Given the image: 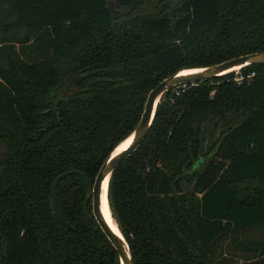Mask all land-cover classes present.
I'll return each instance as SVG.
<instances>
[{
    "label": "trees",
    "instance_id": "1",
    "mask_svg": "<svg viewBox=\"0 0 264 264\" xmlns=\"http://www.w3.org/2000/svg\"><path fill=\"white\" fill-rule=\"evenodd\" d=\"M264 52V0H0V264H120L93 183L179 71ZM135 264H264V65L180 85L113 172Z\"/></svg>",
    "mask_w": 264,
    "mask_h": 264
},
{
    "label": "water",
    "instance_id": "2",
    "mask_svg": "<svg viewBox=\"0 0 264 264\" xmlns=\"http://www.w3.org/2000/svg\"><path fill=\"white\" fill-rule=\"evenodd\" d=\"M253 65H264V52L247 54L208 67L185 69L166 78L159 85H157L148 94L141 120L133 133L129 136L133 137L132 142L124 151L116 155L114 154L116 149L112 152V154L107 158V160L100 168L93 183L90 181L89 177L80 170H69L58 175L55 178L52 186V200L54 210L60 221L67 228L74 230V227L70 225V223L65 219L59 209L57 188L59 183L63 179L72 175H77L84 180L87 186L88 195L84 203V214L86 218L90 222L95 221L98 224L104 235L117 251L120 264H135L131 249L123 234L121 233L118 224L116 223L120 234L113 229L103 213L102 193L104 184L107 183L108 191L110 178L115 169L121 163H123L132 153H134L147 138L156 116L158 104L160 103L163 95L166 92L180 85H194L204 81L216 80L231 73L239 72L243 68ZM193 69L196 70V72H193L191 74H182L184 71Z\"/></svg>",
    "mask_w": 264,
    "mask_h": 264
},
{
    "label": "bare ground",
    "instance_id": "3",
    "mask_svg": "<svg viewBox=\"0 0 264 264\" xmlns=\"http://www.w3.org/2000/svg\"><path fill=\"white\" fill-rule=\"evenodd\" d=\"M193 72H196V70H187L184 71L182 74H191ZM133 137H128L126 140H124L115 150L114 154H118L122 151H124L132 142ZM108 197V191H107V183L104 184V188H103V193H102V210L103 213L105 215V217L107 218L108 222L111 224V226L113 227V229L118 232V227L116 225V221L114 220L112 213H111V209L109 208V199Z\"/></svg>",
    "mask_w": 264,
    "mask_h": 264
},
{
    "label": "built area",
    "instance_id": "4",
    "mask_svg": "<svg viewBox=\"0 0 264 264\" xmlns=\"http://www.w3.org/2000/svg\"><path fill=\"white\" fill-rule=\"evenodd\" d=\"M183 86H185V85H183Z\"/></svg>",
    "mask_w": 264,
    "mask_h": 264
}]
</instances>
